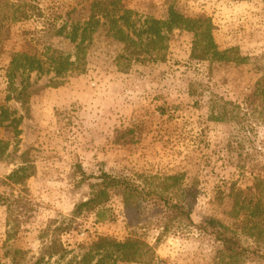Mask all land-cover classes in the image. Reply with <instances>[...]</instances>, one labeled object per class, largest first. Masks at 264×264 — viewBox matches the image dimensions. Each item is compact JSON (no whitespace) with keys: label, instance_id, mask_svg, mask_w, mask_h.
Instances as JSON below:
<instances>
[{"label":"rangeland","instance_id":"rangeland-1","mask_svg":"<svg viewBox=\"0 0 264 264\" xmlns=\"http://www.w3.org/2000/svg\"><path fill=\"white\" fill-rule=\"evenodd\" d=\"M178 1L190 14L212 17L220 49L237 47L250 60L240 65L194 60V34L176 29L169 33L165 61H137L126 72L113 62L124 52V44L106 36L105 27L98 29L88 46L91 62L84 74L63 78L32 73L29 102L8 103L15 115L22 116L17 130L0 127V195L5 201L0 203V264H13L11 252L16 248L27 252L24 261L30 264L43 244L54 238L80 251V243L99 234L122 240L134 234L144 238L155 247L158 264H264V260L229 263L206 223L215 218L241 229V222L238 226L230 215L232 191L244 189L247 199L255 202L256 178L264 179V121L252 117L249 112L254 108L248 104L264 75V0ZM123 2L135 12L138 24L147 16L166 15L170 5L167 0ZM39 3L45 11L62 4L59 23L73 5L79 9L72 12L75 19L87 13L81 12L84 4L77 0ZM42 22L33 18L15 24L5 50L31 49L25 40L28 31L36 39L31 50L43 53ZM50 41L60 52L75 53L69 40ZM8 59L0 57V65ZM17 86L21 87L20 77ZM6 88L7 77L0 69L2 99ZM22 165L31 166L30 176L17 185L9 174ZM103 171L136 178L141 184L137 176L144 175L148 178L144 177V185L150 186L168 175L184 174L176 189L195 186L194 225L183 222L165 230L145 222V227L135 228L118 194L107 204L106 220L98 221L94 213L75 218L76 203L90 196L91 184ZM260 203L264 206V197ZM72 219L78 230L59 235L60 222ZM240 219L248 221L245 212ZM242 240L253 245L246 236ZM51 262L61 261L54 257Z\"/></svg>","mask_w":264,"mask_h":264},{"label":"trees","instance_id":"trees-1","mask_svg":"<svg viewBox=\"0 0 264 264\" xmlns=\"http://www.w3.org/2000/svg\"><path fill=\"white\" fill-rule=\"evenodd\" d=\"M84 4L85 17L75 19L72 12L79 11L75 5L66 12L67 16L61 23L60 9L62 4L51 6L45 11L39 0H0V57H9L8 62L0 65L7 77L6 95L0 98V127L15 126L17 130L22 116L15 115L8 103L14 99L22 105L29 102L27 89L30 76L36 72L40 75L54 73L56 77H70L81 75L87 71L91 59L88 55V46L99 28L105 29V35L113 37L124 44V52L118 53L113 62L123 71H129L134 62H163L166 60L169 33L176 29L189 30L194 34L191 57L197 61H220L221 63H247L250 58L241 54L239 48L231 47L220 49L214 31L216 25L207 14H190L180 5V1L167 0L170 5L167 14L161 17L147 16L140 24L134 18L135 12L125 6L123 0H77ZM33 18L43 19L42 36L46 39L44 52L38 53L33 44L36 39L28 36L25 31V40L31 49L16 50L8 48L5 43L11 38L15 24L27 23ZM69 40L75 45V53L60 52L54 47L52 38ZM21 78V87L17 81ZM58 84V82H56ZM254 98L248 101L254 109L249 112L256 121H264V75L256 83ZM226 104L223 110L226 114ZM258 114V115H257ZM240 117V114H237ZM24 163L28 159L25 157ZM29 165H22L15 169L9 178L14 184L23 185L30 176ZM138 179L129 176H118L103 171L91 184V194L87 199L76 203L73 216L80 217L84 213H94L98 221L106 220L107 204L113 194L121 196L129 224L135 228H143L145 222H152L155 227L165 230L175 224L188 222L194 225L192 211L197 200L195 186L177 191L183 181L184 174L168 175L163 182L155 186L144 185V175ZM148 179L147 177H145ZM253 189L259 195L257 201H250L244 189H234L232 196L234 204L230 215L238 220L234 225L211 218L206 223L221 243L220 254L229 260V263L238 260H264V206L260 201L264 197V179L256 178ZM250 189V188H249ZM5 202L0 195V203ZM248 221L240 219L242 213ZM154 218V219H152ZM253 218H260L253 221ZM153 220V221H152ZM72 222L65 220L56 227L59 235L68 230H78ZM164 223V225L162 224ZM252 240L253 245L243 244L242 237ZM80 251H72L60 238L50 239L43 244L40 255L30 264H52L54 257H59L60 264H158L155 247L140 236L128 237L124 240L117 237L99 234L80 243ZM74 253L70 258L69 253ZM27 252L16 248L11 252L13 264H29L25 259ZM231 261V262H230Z\"/></svg>","mask_w":264,"mask_h":264}]
</instances>
